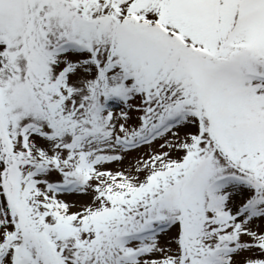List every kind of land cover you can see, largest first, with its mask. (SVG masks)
<instances>
[{"label":"rangeland","instance_id":"rangeland-1","mask_svg":"<svg viewBox=\"0 0 264 264\" xmlns=\"http://www.w3.org/2000/svg\"><path fill=\"white\" fill-rule=\"evenodd\" d=\"M241 1L0 0V264H264V0L227 46Z\"/></svg>","mask_w":264,"mask_h":264},{"label":"trees","instance_id":"trees-1","mask_svg":"<svg viewBox=\"0 0 264 264\" xmlns=\"http://www.w3.org/2000/svg\"><path fill=\"white\" fill-rule=\"evenodd\" d=\"M33 8H34V4H32L31 0H29V9L31 11L30 16H32Z\"/></svg>","mask_w":264,"mask_h":264}]
</instances>
